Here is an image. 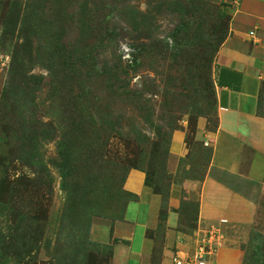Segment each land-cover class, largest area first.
Segmentation results:
<instances>
[{
  "label": "rangeland",
  "instance_id": "374dc122",
  "mask_svg": "<svg viewBox=\"0 0 264 264\" xmlns=\"http://www.w3.org/2000/svg\"><path fill=\"white\" fill-rule=\"evenodd\" d=\"M113 1L87 13L80 0L54 10L0 0V264H114L98 241L108 231L91 234L92 220L121 217L136 201L103 180L118 178L138 154L156 195L153 218L138 259L121 245L117 264H172L205 243L206 264H264V158L258 176L242 178L250 186L234 184L248 199L246 217L226 224L221 212L210 222L198 216L213 150L198 133L202 124L215 132L218 122L216 56L236 18L251 22L243 39L257 40L264 0ZM68 50L76 58H65ZM259 94L264 118V83ZM175 134L183 147L170 171ZM142 177L129 175L132 188ZM175 183L182 190L172 205Z\"/></svg>",
  "mask_w": 264,
  "mask_h": 264
},
{
  "label": "crops",
  "instance_id": "0c3cea01",
  "mask_svg": "<svg viewBox=\"0 0 264 264\" xmlns=\"http://www.w3.org/2000/svg\"><path fill=\"white\" fill-rule=\"evenodd\" d=\"M252 7L257 6L253 4ZM257 11L261 16L254 18L258 25L254 23L253 39L257 40L247 42L244 40L245 38L243 39L241 33H247L251 22L247 17L236 18L229 38L216 56L215 89L219 111L217 127L215 132L210 133L204 130L202 124L198 133L200 138L207 141L208 145H212L213 149L206 174L200 184L202 203L198 216L202 221L208 222L218 212L225 214L226 224L230 221L237 223L239 219L246 217L247 213L244 214V212L250 210L248 199L238 192V187L234 184L237 182L239 185L244 183L243 185L246 187L250 186L249 179L242 178L258 176V167L263 164L264 118L257 115V105L260 89L264 83V11L262 8L261 10L258 8ZM182 147V138L179 134H175L166 164L170 171L176 170ZM246 147L250 150L249 158L245 156V150L248 149ZM244 163L255 167L253 174L238 171V168ZM133 171L143 176L140 185H137L138 189L132 188V181L129 179V175ZM248 175L250 176L248 177ZM144 178L145 174L141 169L132 168L128 172L124 188L136 194L137 199L128 203L123 220L112 222L110 219L101 217L92 220L91 234H95L96 231L102 233L105 230L108 231L106 238L98 239V241L110 243L113 238L117 239L112 247L111 262L114 264H117V251L123 249L121 245H126V249L129 251H127L128 259H138L140 241L142 242L141 246L144 247V244L146 246L144 232L153 218L152 210L155 207L156 195L150 186L145 184ZM129 183L131 186H128ZM146 188L150 189L149 192H145ZM181 190L182 186L179 183L172 185L170 204H177ZM144 196L148 199L145 201L147 212L143 220L138 216V208L142 205ZM132 205H135V211L132 216H129ZM168 218L173 221L175 219L174 212H170ZM139 226L143 228L140 233V236L143 235V237H140L138 244H135ZM143 247L141 248L143 249Z\"/></svg>",
  "mask_w": 264,
  "mask_h": 264
},
{
  "label": "trees",
  "instance_id": "16d2710c",
  "mask_svg": "<svg viewBox=\"0 0 264 264\" xmlns=\"http://www.w3.org/2000/svg\"><path fill=\"white\" fill-rule=\"evenodd\" d=\"M60 1H66V0H34L35 3H38L41 7H44L46 9H48V10H50V8H52L54 10V5L58 4V2H60ZM69 1L70 2H73V0H69ZM81 2L84 4V8L86 9V12L88 11L87 13H89V12L90 13L91 12L92 13H95L96 11H102L105 7H108L109 4L117 5L116 1H113V0H111L110 2H107L106 0H80V3ZM75 3L76 4L77 3L79 4V1L78 2L75 1ZM116 9L119 10V8H116ZM84 15H86V14H82L81 16L85 18ZM84 18H80L79 17L80 20H83ZM79 28H81V27H79ZM71 51L72 50H68L67 51V53L65 55V58H68V59L76 58L75 53L74 52H71ZM72 62H73L72 65H75L76 62H74L73 60H72ZM102 71H105V70H102ZM101 78H103V75H102ZM219 82L220 81L218 80V84H219ZM123 84H121V85L124 86ZM260 91H261V89H260ZM258 99H259V96H258ZM139 155H141V154H138L137 156H135L133 158L132 164H131V166L129 168L125 169L124 172H120L118 178L117 177H113L111 181L108 180V179L103 180V182L107 184V187L109 189H111V190H113L115 192H119V193L120 192L126 193V194L129 193L131 195H134L135 198H137L136 197V194H134L133 192H130L127 189L124 188V181L126 179V176L128 175V172L132 168H138V169H141L144 172V174H145L144 181H145V184L147 185L146 180H147V172L148 171L146 170L145 163L143 161V157H139ZM141 156H143V155H141ZM136 161H137V165H136ZM165 167H166V162H165ZM121 170H122V168H121ZM125 210H126V206H124V209L122 211L121 217H118V218H115V219H112V218H109V217H101V218L110 219L112 222L113 221H116V220H122L123 217H124ZM90 226H91V224H90ZM88 241L89 242H92L93 240H91V239L88 238ZM116 241H117V239L116 238H113L110 243H102L110 251V259H111V256H112L113 243L116 242Z\"/></svg>",
  "mask_w": 264,
  "mask_h": 264
},
{
  "label": "built area",
  "instance_id": "2783aa9c",
  "mask_svg": "<svg viewBox=\"0 0 264 264\" xmlns=\"http://www.w3.org/2000/svg\"><path fill=\"white\" fill-rule=\"evenodd\" d=\"M207 255H209V249L205 243L204 246L199 245L190 256H174L171 262L172 264H206Z\"/></svg>",
  "mask_w": 264,
  "mask_h": 264
}]
</instances>
